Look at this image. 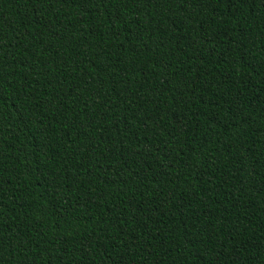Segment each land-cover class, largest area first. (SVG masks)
Listing matches in <instances>:
<instances>
[{
  "label": "trees",
  "instance_id": "1",
  "mask_svg": "<svg viewBox=\"0 0 264 264\" xmlns=\"http://www.w3.org/2000/svg\"><path fill=\"white\" fill-rule=\"evenodd\" d=\"M0 264H264V0H0Z\"/></svg>",
  "mask_w": 264,
  "mask_h": 264
}]
</instances>
